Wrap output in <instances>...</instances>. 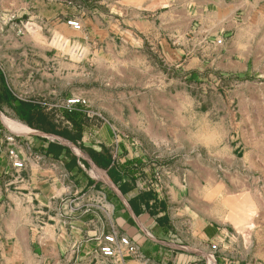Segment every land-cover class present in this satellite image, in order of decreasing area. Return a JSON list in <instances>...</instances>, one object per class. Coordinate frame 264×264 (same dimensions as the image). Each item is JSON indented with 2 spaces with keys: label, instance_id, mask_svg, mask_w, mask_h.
I'll list each match as a JSON object with an SVG mask.
<instances>
[{
  "label": "crops",
  "instance_id": "obj_1",
  "mask_svg": "<svg viewBox=\"0 0 264 264\" xmlns=\"http://www.w3.org/2000/svg\"><path fill=\"white\" fill-rule=\"evenodd\" d=\"M60 2L54 0L55 12H49L56 23L62 14ZM103 2L105 5L98 3L102 8L93 3L86 15L92 30L93 42L87 45L92 49L90 56L84 63L62 56L70 62L67 68L73 69L64 77L72 81L71 88L15 98L11 92V46L0 45V115L11 118L13 111L19 119L15 113L18 102L33 101L47 112L57 113L55 123L70 127L61 116L66 109L56 104L71 97L87 101L84 109L81 105L75 108L87 118L76 144L35 132L20 139L24 146L23 152L18 151L22 169H14L7 157L13 146L7 140L11 133L5 138L6 149L0 139V176L11 177L7 201L0 202V264H208L205 247L224 240L227 229L192 211L187 199L188 173L176 171L170 164L176 156L172 147L177 138L176 148L184 142V113L191 109V101L185 92L169 88L168 76L150 67L142 50L161 49L165 64L179 63L191 70L208 61V39L215 31L224 38L223 54L214 57L220 70L246 73L256 59L254 48H264V0ZM112 14L120 17L119 25L112 22ZM84 15H80L82 23ZM72 19L79 20L74 13ZM59 25L64 36L72 37L64 22ZM113 32L121 38L119 53L110 43ZM149 36L156 41L139 43L140 37ZM198 39L203 41L197 43ZM25 44L28 62L42 46ZM132 71L139 82L129 76ZM145 74H150L146 82ZM43 76L40 73L39 78ZM26 78L33 79L32 73ZM11 94L15 98L12 109ZM44 95L56 103L44 105L37 99ZM4 97L9 102H4ZM84 111L99 118H90ZM117 130L126 135L118 143L114 138ZM30 136L36 139H28ZM72 147H78L81 154ZM66 148L80 158L69 157ZM109 234L115 237L112 258L99 252L105 244L103 237ZM126 240L137 248L138 256L127 251ZM215 262L220 264L219 259Z\"/></svg>",
  "mask_w": 264,
  "mask_h": 264
},
{
  "label": "rangeland",
  "instance_id": "obj_2",
  "mask_svg": "<svg viewBox=\"0 0 264 264\" xmlns=\"http://www.w3.org/2000/svg\"><path fill=\"white\" fill-rule=\"evenodd\" d=\"M60 1L62 14L57 17L60 18L59 23H56L51 18L55 12L52 6L54 0H0V45L4 47L7 43L11 46V92L17 99H28L36 91L71 88L72 81L64 77H69L73 69L67 68L66 63L70 62L62 56H71L78 63H84L90 56L92 49L87 45L93 42L92 30L88 23L90 17L86 15L93 3L102 8L105 5L103 0ZM99 2L104 5H99ZM111 4L119 6L114 2ZM156 4L167 3L157 1ZM73 13L79 20L72 19ZM82 14H85L83 23L80 21ZM111 18L115 25H119L117 14H112ZM68 19L78 21L80 30L67 26ZM100 19L103 22V17ZM63 22L71 30L72 37L67 38L60 32L62 25L59 24ZM132 35L135 37L133 32ZM112 38L110 43L117 46L113 51L119 53V33L113 32ZM209 38L208 61L193 66L191 70H185L179 63L172 66L165 64L161 49L145 47L142 54L150 67L168 76L169 88L185 92L191 101V109L184 113L187 121L184 142L176 148L179 144L177 138L172 147L176 156L170 164L176 171L185 170L188 173L190 195L187 199L193 207L192 211H199L206 222H219L227 229L224 240L205 247L208 264L210 258L212 264H217L215 260L218 259L220 264H264V48H254L256 59L246 73H226L220 70L214 59L216 55L223 54L224 38L215 31ZM138 41L153 43L156 40L149 36L147 39L140 37ZM201 41L203 39H198L197 43ZM25 43L42 46V49L32 48L36 54H32L28 62L24 55L28 48ZM70 43L74 44L70 46ZM40 56L45 59L41 60ZM84 67L87 71L88 66L84 64ZM29 73H32L31 80L26 78ZM40 73H44L43 79L39 78ZM149 75H144V82L150 79ZM129 76L138 82L140 80L134 71ZM12 94L11 109L15 102ZM72 98L84 100L87 105L85 99L78 97L58 101L56 105L66 109V101ZM37 99L44 105L56 103L46 95ZM9 100L4 97V102ZM85 105L81 107L84 109ZM12 112L11 118L0 115V139L6 149L5 138L11 133V150L20 161L18 151H24L20 139L36 131L29 129ZM84 112L90 118H99L90 111ZM122 136L126 135L119 130L114 132L115 139ZM171 136L176 139L175 135ZM28 139L34 141L36 138L30 136ZM54 145L61 148L57 143ZM72 149L81 154L78 147ZM66 152L76 161L81 156L77 157L67 148ZM9 181L11 177L0 176V202L3 199L7 201L5 196L10 191ZM126 242L130 244L128 240Z\"/></svg>",
  "mask_w": 264,
  "mask_h": 264
},
{
  "label": "trees",
  "instance_id": "obj_3",
  "mask_svg": "<svg viewBox=\"0 0 264 264\" xmlns=\"http://www.w3.org/2000/svg\"><path fill=\"white\" fill-rule=\"evenodd\" d=\"M15 113L29 128L62 137L73 144L81 138L87 118L79 110L62 111L61 116L70 127H61L54 121V113L47 112L39 103L19 101Z\"/></svg>",
  "mask_w": 264,
  "mask_h": 264
},
{
  "label": "built area",
  "instance_id": "obj_4",
  "mask_svg": "<svg viewBox=\"0 0 264 264\" xmlns=\"http://www.w3.org/2000/svg\"><path fill=\"white\" fill-rule=\"evenodd\" d=\"M67 26H69L71 29L78 31L81 28V25L78 21L76 20H68L67 21ZM218 44L221 43L220 40L217 41ZM73 48H71L72 50ZM72 54V53H71ZM73 55V54H72ZM76 55V54H74ZM73 55V56H74ZM78 57H81L80 55H77ZM75 105H85V101L77 98H72L66 101V109L67 110H72ZM8 141L11 142V138L7 139ZM115 142L118 143V139H115ZM0 150H1V142H0ZM8 157L11 161L12 167L14 169H21L23 167V163L17 159V155L14 151L9 149L7 151ZM104 245L100 246L99 251L104 257H113L115 255V249L113 244L115 243V237L111 235H107L103 237ZM127 246V251L134 255L138 256L137 253V248L126 241L123 242Z\"/></svg>",
  "mask_w": 264,
  "mask_h": 264
},
{
  "label": "water",
  "instance_id": "obj_5",
  "mask_svg": "<svg viewBox=\"0 0 264 264\" xmlns=\"http://www.w3.org/2000/svg\"><path fill=\"white\" fill-rule=\"evenodd\" d=\"M36 134L40 135V136H45V137H55L54 135H50V134H45L42 132H35Z\"/></svg>",
  "mask_w": 264,
  "mask_h": 264
}]
</instances>
